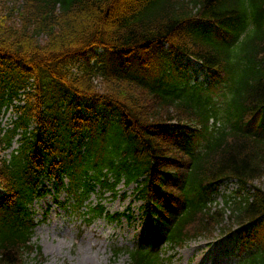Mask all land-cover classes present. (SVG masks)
Instances as JSON below:
<instances>
[{
    "label": "trees",
    "instance_id": "1",
    "mask_svg": "<svg viewBox=\"0 0 264 264\" xmlns=\"http://www.w3.org/2000/svg\"><path fill=\"white\" fill-rule=\"evenodd\" d=\"M187 56L207 85L190 82ZM263 115L264 0H0V264L45 260L36 199L66 207V191L87 223L118 220L90 198L123 180L147 224L135 247L113 248L128 264L233 231L250 246L238 264H264ZM227 179L241 188L215 204Z\"/></svg>",
    "mask_w": 264,
    "mask_h": 264
},
{
    "label": "rangeland",
    "instance_id": "2",
    "mask_svg": "<svg viewBox=\"0 0 264 264\" xmlns=\"http://www.w3.org/2000/svg\"><path fill=\"white\" fill-rule=\"evenodd\" d=\"M159 58L158 53L154 61ZM197 66L194 64V68ZM199 75L201 79L207 76L203 71ZM12 115V111L3 112V121L7 122ZM14 145L17 146L18 142ZM237 189L239 185L236 182H223L214 194L215 202L223 205L224 198ZM117 190L118 195L112 197L110 191L97 188L91 197L94 204L103 199L111 213L129 211L128 217L117 221L97 218L87 223L81 214L55 203L52 195L36 200L33 210L37 227L33 242L42 246L46 259L40 261L32 253L26 264H128L127 255L114 257L112 248L120 245L134 247L146 234L145 201L138 193L136 183L127 185L123 180ZM67 197L63 191L59 200L65 202ZM242 251V245L234 234L216 233L213 237L193 240L178 251L168 249L165 255L169 256L166 264H237ZM248 251L249 248L246 249Z\"/></svg>",
    "mask_w": 264,
    "mask_h": 264
}]
</instances>
